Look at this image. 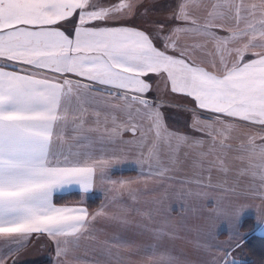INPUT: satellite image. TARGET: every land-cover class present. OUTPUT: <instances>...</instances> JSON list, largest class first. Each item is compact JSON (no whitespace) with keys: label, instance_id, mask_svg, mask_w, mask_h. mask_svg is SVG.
Returning <instances> with one entry per match:
<instances>
[{"label":"snow or ice","instance_id":"6c2138e0","mask_svg":"<svg viewBox=\"0 0 264 264\" xmlns=\"http://www.w3.org/2000/svg\"><path fill=\"white\" fill-rule=\"evenodd\" d=\"M139 2L119 0L104 7L90 0H0V237L5 241L0 245V264H7L33 234H47L56 245L57 260L64 258L63 264H102L100 260L81 261L77 250L81 238L91 231L92 221L98 216L108 217L104 208L90 214L82 206L58 207L53 203V193L73 186L87 193L97 176L118 192L132 191L135 181L111 179L103 155L96 158L91 152H63L62 133L69 123L77 130L83 129L87 112L84 104L122 111L128 119L118 123L117 117L111 116L114 127L107 130L109 139L119 138L122 131L139 130L136 142L142 148L148 133H154L142 167L149 160L153 163H148L141 177H162L169 168L160 160L159 144L168 146L169 163L175 165L176 153L190 138L169 131L160 111L163 105L153 106L144 98L151 87L143 79L148 74H166L165 84L170 83L173 93L192 97L199 109L217 114L209 121L194 115L193 128L211 138L208 152L198 153L201 160L216 150L214 132L227 138L226 133L237 127L219 114L258 126L262 131L247 133V144L241 143L247 157L240 159L248 162V168L242 171L256 175L259 170L264 180V143H256L264 141V0H178L176 10L167 19L180 21L183 26H173L167 34H163L164 25L154 26L152 36L123 25L85 26L131 18ZM200 9L204 11L203 22L193 15ZM76 10L79 21L72 39L55 25ZM218 30L228 35L221 36ZM181 34L199 40L181 49ZM155 39L163 42V51L154 45ZM209 43L212 50L207 49ZM232 44L241 46L233 48ZM168 50L179 51V56L167 54ZM197 51L208 59L198 62ZM247 55L255 58L245 62ZM14 63L61 75L72 73L90 83L67 78L58 83L39 78L32 71L25 74L24 70H7ZM96 84L119 91L105 97L92 92ZM110 98L121 103H111ZM73 99L78 108L72 111L80 115L70 120ZM134 105L140 106L135 114ZM94 114L99 118V112ZM136 117L150 121L147 132L133 123ZM107 119L106 115L105 122ZM204 143L195 139L190 146ZM219 143L228 147L223 139ZM217 163L225 170L222 161ZM194 164L200 166L199 161ZM241 211L229 218L238 219ZM217 215L224 214L218 211ZM118 246H109V251ZM154 258L155 253L149 255L148 264ZM214 264H229V253L226 251Z\"/></svg>","mask_w":264,"mask_h":264},{"label":"crops","instance_id":"0c3cea01","mask_svg":"<svg viewBox=\"0 0 264 264\" xmlns=\"http://www.w3.org/2000/svg\"><path fill=\"white\" fill-rule=\"evenodd\" d=\"M104 1H107V4H104ZM161 1L165 0H140L131 18L92 22L85 26L123 25L145 31L150 36L153 35L156 25L165 26L163 34H167L168 29L173 26H183L180 21L167 19L176 10L178 0H171L169 7L160 6ZM90 3L108 7L119 3V0H90ZM193 15L203 22L202 9L193 11ZM78 21L79 10H76L70 18L55 26L64 32L67 31L65 34L74 39V30ZM218 34L228 35L227 32L219 30ZM197 40H199L198 37L181 34L178 47L182 49L185 45L195 43ZM153 43L160 50H164L161 40L155 39ZM240 46L241 44L230 45L233 48ZM212 48L213 45L209 43L207 49L212 50ZM171 52L179 51L168 50L167 54L172 55ZM195 55L198 62L208 59L200 51H197ZM254 58L252 55H247L245 62ZM7 70H24L25 74L32 71L38 73L39 78L47 77L58 83L65 78L90 83L72 73L61 75L46 69H34L24 64H20L18 68L8 67ZM143 79L151 86L150 90L144 94V98L148 99L153 106L163 105L160 111L168 130L186 135L190 139L187 144L180 146L179 152L176 153L175 165L169 163L171 153L168 146L161 142L159 157L169 171L162 177L154 175L144 178L141 177L142 170L146 171L148 163H153L149 160L142 167L148 149L152 147L155 139L154 133H148L142 148L136 142L140 136L139 130L122 131L119 138L110 140L107 130L114 127L111 116L115 115L119 123L127 121V114L115 109L110 110L103 105H83L87 109L83 116V129L77 130L72 123H69L63 130L64 143L60 150L65 153L69 150L81 153L91 152L96 158L103 155V158L108 161L107 175L111 179H130L135 182L131 185L132 191L118 192L106 180L97 176L93 189L87 193L75 186L54 191L53 197L55 194L68 192H78L81 196L78 201L66 203H55L53 200L56 206H82L87 210L83 196L98 194L101 196L100 201L91 213L103 207L108 217H116L113 219L98 216L92 221L91 231L86 232L80 240L77 256L81 261L100 260L102 264H148L147 257L155 253L151 264H174V262L175 264H214L227 251L229 264H241L246 257L241 244L252 234H257L264 239V180L261 179L259 170L256 175L249 171H242L248 168V162L247 159H240L242 156L247 157V152L242 150L240 145L247 144V133L262 130L250 122L241 121L239 118L223 117V114H219L225 120L235 123L237 127L226 133L227 138L214 132L217 138L216 150L201 160L198 153L208 152L211 138L206 132L193 128L194 115H198L201 120L209 121L217 114L199 109L192 97L173 93L170 83L167 86L165 84L166 74H148ZM118 91L111 86L99 84L92 88L93 93L102 94L105 97H108L110 92ZM110 100L111 103H121L117 99L110 98ZM136 107L140 106H133V114ZM75 108H78V105L73 99L69 111L70 120L73 115H80L79 112L72 111ZM96 112L100 113L99 118L94 114ZM106 115L107 122H105ZM79 123L80 120L77 119L76 124ZM133 123L142 125L146 132L151 127L146 117H136ZM89 129L92 130L89 131ZM195 139L204 140L205 143L202 146H190ZM221 139L228 147L220 146ZM129 141L131 143H128ZM256 143H264V141L257 140ZM194 161H199L200 166H196ZM218 161L223 162L225 170L220 169ZM133 196L135 200L132 199ZM240 209L243 211L240 212L238 219L229 218ZM218 211L224 215L218 216ZM245 219H248L247 229L241 227ZM38 236L46 238V241H41L42 245L37 243L33 246ZM4 243V239L0 237V245ZM112 245L119 246L111 247L109 251V246ZM28 246L34 250L43 249L44 246L45 251L49 252L41 258L31 255L32 262L63 264L64 258L57 260L56 245L47 234H33L24 247L28 248ZM7 264H9L8 261Z\"/></svg>","mask_w":264,"mask_h":264},{"label":"rangeland","instance_id":"374dc122","mask_svg":"<svg viewBox=\"0 0 264 264\" xmlns=\"http://www.w3.org/2000/svg\"><path fill=\"white\" fill-rule=\"evenodd\" d=\"M106 2L107 1H104L103 3L107 4ZM171 2H172L171 0H165V1H161L159 5L160 6L163 5L162 7H164V6L169 7ZM55 27H57V26H55ZM65 33H67V31H65ZM171 54L174 55V56H179V52H175V53L171 52ZM20 64L21 63L9 64L8 67L15 68V66H16L18 68L20 66ZM83 197H84V198H82L83 202H85L86 207L88 208L90 213L92 212L93 208H95V206L99 203L100 198H101V196L98 195V194H93L91 196H83ZM79 199H81L80 194L75 200H71V201H78ZM53 200H54V197H53ZM93 201H94V203L89 205V203H91ZM67 202H70V201H67ZM64 203H66V202H64ZM247 225H248V223H247ZM247 227L248 226H244L243 229H245V228L247 229ZM41 241H46V238H44L42 236H38L35 239V242H34L33 246H35L37 243L38 244L41 243V245H42ZM241 245L243 247V244H241ZM31 248L32 247H29V246H28V248L27 247L26 248L23 247L18 252H15L14 255L8 259V263L9 264H37L38 262H32L33 259H31V258H33V257L31 255H34L36 258H38V257L41 258V257H44V256L49 254L48 251L47 252L45 251V247L44 246H43V249H40V250H34V249H31ZM256 248H258V245H256ZM29 262H32V263H29Z\"/></svg>","mask_w":264,"mask_h":264},{"label":"trees","instance_id":"16d2710c","mask_svg":"<svg viewBox=\"0 0 264 264\" xmlns=\"http://www.w3.org/2000/svg\"><path fill=\"white\" fill-rule=\"evenodd\" d=\"M78 196V192L55 194L54 201L56 203H64L75 200ZM92 203H94V201L89 203V205ZM247 221L248 219L243 220L241 227L247 226ZM256 245H258V248H256ZM243 249L246 257L243 261H241V264H264V239H262L259 235L252 234L249 236L243 242Z\"/></svg>","mask_w":264,"mask_h":264}]
</instances>
